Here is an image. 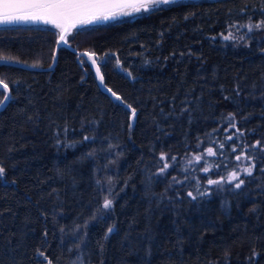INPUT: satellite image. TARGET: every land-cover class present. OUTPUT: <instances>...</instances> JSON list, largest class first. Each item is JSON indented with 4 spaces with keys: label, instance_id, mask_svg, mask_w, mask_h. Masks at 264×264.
Returning a JSON list of instances; mask_svg holds the SVG:
<instances>
[{
    "label": "trees",
    "instance_id": "1",
    "mask_svg": "<svg viewBox=\"0 0 264 264\" xmlns=\"http://www.w3.org/2000/svg\"><path fill=\"white\" fill-rule=\"evenodd\" d=\"M260 21L264 0L114 21L89 49L114 54L100 67L120 100L67 48L52 69L0 62L15 97L0 109V264H47L38 250L52 264H264V27L240 28ZM55 45L50 27L0 26V56L45 66ZM245 153L240 189L207 184Z\"/></svg>",
    "mask_w": 264,
    "mask_h": 264
},
{
    "label": "snow or ice",
    "instance_id": "2",
    "mask_svg": "<svg viewBox=\"0 0 264 264\" xmlns=\"http://www.w3.org/2000/svg\"><path fill=\"white\" fill-rule=\"evenodd\" d=\"M176 3L177 0H0V25L19 22L51 24L55 28L59 29V39L57 41V48H59L61 46L68 45L67 37L71 34V30L77 28L78 26L82 27L84 25L113 21L123 16H132L134 13H154L157 11H163L164 6L174 5ZM185 19H187V17H185ZM233 27L236 26L233 25ZM240 27L247 28L248 32H252L254 29L260 30L264 27V21H260L256 24L249 23ZM237 30L239 31V28H237ZM221 35L225 40L234 39V33L231 30L228 31L227 35H224L223 33H221ZM241 39H243V37H241ZM110 55L114 54L104 53L103 57H97L95 52L85 51L81 53V57H87V59L91 62V65L95 66L96 74L101 83H103L104 77L101 74L98 60H102L106 63L107 58ZM10 60H13V58L0 56V62H7ZM54 60L55 56H53V61ZM15 62L20 61L17 60ZM80 63L83 64L84 60L80 59ZM32 66L37 67L39 65L34 64ZM117 67H121L118 59ZM128 76L131 77L130 72H128ZM108 91L112 92L111 89H108ZM0 95L3 97L0 99V109L6 107L8 102L15 99V97L11 95V88L9 87V84L4 79H0ZM112 95L115 96L117 100L121 99V97L117 96L115 92H112ZM127 108L130 109L131 118L134 120L136 117V109L130 104L127 105ZM228 119L233 120L234 117L230 115ZM232 126L235 127V124L233 123ZM237 132H239V129H237ZM84 139L88 140L89 137H84ZM228 139L231 140L232 136H229ZM259 143L260 142L257 141L256 145H253V147L259 146ZM197 147H199V145ZM223 147L224 144H220V148ZM232 151H236V149L233 147ZM206 152L209 156L216 155L215 150L211 147L207 148ZM89 155H91V153H89ZM160 158L162 161H165L163 167L160 169V172L163 173L167 171L170 165L167 163L168 157L166 154L162 153ZM171 159L174 161L176 158L173 156ZM202 159V155L194 156V160L197 163H199ZM235 159L237 161L242 159L250 160L251 157L245 153L243 156L237 155ZM254 168L255 164L252 163L243 167L241 171L245 176H251ZM201 170L204 173H208L211 168L202 167ZM185 171H187V169H185ZM262 171H264V169H262ZM4 176L5 169L0 166V180H3ZM175 179L176 178L173 177V180ZM109 183H111V180H109ZM177 183L183 182L177 181ZM207 184L210 186L230 184L233 185L234 189H240L241 186L244 185V180L240 178V172L232 171L226 178H207ZM197 191L200 196L210 195L209 190L199 192V188H197ZM187 195L193 200L197 199V196L193 195L192 192H188ZM113 207V199H109L105 196L102 209H112ZM93 219H95V217H93ZM85 227H87V224H85ZM114 228V225L109 227L107 229V233L111 234L114 231ZM44 235L46 236L47 233L45 232ZM37 254L39 257H43V259L47 261V264H52V261L45 255L44 252L38 250Z\"/></svg>",
    "mask_w": 264,
    "mask_h": 264
},
{
    "label": "rangeland",
    "instance_id": "3",
    "mask_svg": "<svg viewBox=\"0 0 264 264\" xmlns=\"http://www.w3.org/2000/svg\"><path fill=\"white\" fill-rule=\"evenodd\" d=\"M178 1H182V0H177V2ZM151 14H153V13H139V14L134 13L132 16H123V17H120L119 19H122V18H140V17L151 15ZM114 21H116V20L108 21V22H100V23L91 24V25H84L82 27L78 26L77 28H74V29L71 30V34L67 37V39H68L69 42L75 44L77 47H89L88 45L90 44L91 40L95 36H98V35L102 34L103 32H105L106 30H108L110 24H112ZM29 23L30 24H38V25L47 26V27L52 28L54 40H55V42L57 41V39L59 37L58 36L59 29L55 28L51 24L19 22V23L4 24V25H19V24H29ZM0 26H2V25H0ZM231 31L234 34H237V31L235 29H233ZM81 59L84 60L83 64L85 66H87L88 65V60L85 57H81ZM200 155H202V154H200ZM252 163L253 162H252L251 159L250 160H243L242 159V161L239 164V167L236 168V169L231 170L230 172H232V171L240 172V178L243 179L242 178L243 173L241 171L242 168L245 167V166H248V165H250ZM229 173L225 176V178L229 175ZM218 179H220V178H218Z\"/></svg>",
    "mask_w": 264,
    "mask_h": 264
},
{
    "label": "water",
    "instance_id": "4",
    "mask_svg": "<svg viewBox=\"0 0 264 264\" xmlns=\"http://www.w3.org/2000/svg\"><path fill=\"white\" fill-rule=\"evenodd\" d=\"M30 24V23H29ZM59 39V37H58ZM57 39V41H58ZM57 41L55 42L56 45H55V51H54V56H55V60L52 61L51 64H48V65H45V66H37V67H33L31 64H27V63H23V62H15L17 60H10V61H7V62H4V63H9V64H13V65H18V66H22V67H26V68H30V69H52L54 68V66L56 65L57 63V60H58V53H59V50L61 48H67V49H70L74 52H76L79 56H81V53L85 52V51H88V52H94L92 50H89L87 47H77L75 45H73L72 43H70L68 41V45L67 46H61L59 48H57ZM97 55V54H96ZM98 57V56H97ZM87 58V57H85ZM98 64L100 66V60H98ZM88 65L95 71V66L91 65V62L88 60ZM100 70H101V67H100ZM96 73V71H95ZM101 74L103 75L102 71H101ZM104 77V76H103ZM96 78H97V82L98 84L100 85V87L107 93H109L111 96L112 95V92H109L108 89H110L107 84L105 83V80L103 81V83H101L99 77L97 76L96 74ZM7 94V93H5Z\"/></svg>",
    "mask_w": 264,
    "mask_h": 264
},
{
    "label": "flooded vegetation",
    "instance_id": "5",
    "mask_svg": "<svg viewBox=\"0 0 264 264\" xmlns=\"http://www.w3.org/2000/svg\"><path fill=\"white\" fill-rule=\"evenodd\" d=\"M91 41H92V40H91ZM70 43H71V42H70ZM90 43H91V42H90ZM72 44H73V43H72ZM73 45H75V44H73ZM89 45H90V44H89ZM89 45H88V46H89ZM75 46H76V45H75ZM87 48L89 49V47H87ZM89 50H90V49H89ZM80 57H81V56H80ZM86 59H87V58H86ZM87 60H88V59H87Z\"/></svg>",
    "mask_w": 264,
    "mask_h": 264
}]
</instances>
